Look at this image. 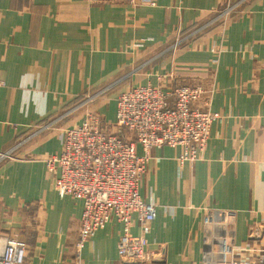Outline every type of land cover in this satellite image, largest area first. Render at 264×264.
I'll return each instance as SVG.
<instances>
[{
  "label": "crops",
  "instance_id": "0c3cea01",
  "mask_svg": "<svg viewBox=\"0 0 264 264\" xmlns=\"http://www.w3.org/2000/svg\"><path fill=\"white\" fill-rule=\"evenodd\" d=\"M176 84L201 86L198 107L216 119L199 160L180 164L168 146L148 153L141 197L155 205L145 235L154 260L144 264H205L206 219L217 228L224 216L237 255L257 262L264 0H0V235L26 244L25 264H124L113 216L75 249L83 204L58 196L59 168L47 162L66 130L112 125L120 94Z\"/></svg>",
  "mask_w": 264,
  "mask_h": 264
},
{
  "label": "built area",
  "instance_id": "2783aa9c",
  "mask_svg": "<svg viewBox=\"0 0 264 264\" xmlns=\"http://www.w3.org/2000/svg\"><path fill=\"white\" fill-rule=\"evenodd\" d=\"M203 94L201 86L185 84L169 91L138 87L119 95L112 125L95 119L64 132L61 152L47 164L59 168L53 185L58 196L82 201L77 251L113 216L123 225L118 259L124 264L154 260L145 235L154 220L155 205L141 197L148 153L168 146L180 150V164L200 159L216 119L215 114L199 109ZM225 220L224 216L216 228L212 218L206 219L205 264H264V258L254 262L237 255ZM135 222L139 233L131 235ZM26 256L24 242L0 235V264H25Z\"/></svg>",
  "mask_w": 264,
  "mask_h": 264
},
{
  "label": "rangeland",
  "instance_id": "374dc122",
  "mask_svg": "<svg viewBox=\"0 0 264 264\" xmlns=\"http://www.w3.org/2000/svg\"><path fill=\"white\" fill-rule=\"evenodd\" d=\"M232 9H233L232 7H230L229 5H226V6L220 11V13H219V17L223 20L222 17H224L225 15H228V14L231 12ZM227 11H228V12H227Z\"/></svg>",
  "mask_w": 264,
  "mask_h": 264
}]
</instances>
